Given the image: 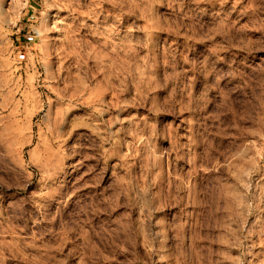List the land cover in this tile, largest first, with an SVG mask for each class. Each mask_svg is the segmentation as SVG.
Wrapping results in <instances>:
<instances>
[{"label":"clouds","instance_id":"clouds-1","mask_svg":"<svg viewBox=\"0 0 264 264\" xmlns=\"http://www.w3.org/2000/svg\"><path fill=\"white\" fill-rule=\"evenodd\" d=\"M0 40V264H264V0H0Z\"/></svg>","mask_w":264,"mask_h":264},{"label":"rangeland","instance_id":"rangeland-1","mask_svg":"<svg viewBox=\"0 0 264 264\" xmlns=\"http://www.w3.org/2000/svg\"><path fill=\"white\" fill-rule=\"evenodd\" d=\"M35 6V5H34ZM57 12H59V15L60 17H64L67 15V10L66 9H56V8H51L49 9L47 15L49 17V26H51L52 23L55 22V18H56V14ZM31 13H29L30 15ZM233 16L235 17V14H233ZM101 20L104 19V16L103 14H101V17H100ZM109 20H111V18H109ZM70 22V21H69ZM88 23H92L91 20L88 21ZM83 31V30H82ZM61 33L59 32H51V33H48V36L50 37H57V36H60ZM9 42L12 46V48H17L19 47V45L21 43H24V44H31V40L28 39L27 37V29H21L20 31V40H17V34L15 32H12L9 36ZM3 41L0 40V44H2ZM37 43H39V41H37ZM56 43L58 44L59 41H56ZM12 48H9V52L12 51ZM36 52H37V48L36 47H33L32 48V55H33V62H35V58H36ZM28 48H22L20 49V52H19V62L16 63V64H13L12 65V69H10V71L14 70L15 72V76L13 77V79L15 80H19V81H25L27 80L30 76H31V71L28 70L26 71V68H28V60H29V56H28ZM5 53L3 51L2 48H0V84H2L3 82V79H4V76H5ZM14 53H13V56L12 57H9V60H11L13 57H14ZM52 61H53V68L57 67L58 64L60 63L57 59V57H52ZM70 63V61H65L64 64H68ZM92 64V61L89 60L88 61V66H91ZM39 71L42 72V69H38ZM67 73L66 72H61V76H66ZM81 75L84 76L85 74L83 72H81ZM99 79V77L97 78ZM84 83H87V80L85 78L84 80ZM17 98H19L20 96V93L17 92ZM105 98H110L107 94L105 95ZM77 115V116H81L84 114L83 112V109L80 108V109H73L69 115ZM169 123H172L173 121L171 120V118H169ZM175 124H180V121L177 120L175 121ZM180 130L182 131L183 130V126L181 125L180 126ZM77 163L79 162L78 160L76 161ZM223 163V161L221 162ZM95 164V161L94 160H89V161H85L84 162V166L80 168V172L78 174H83L85 172H87V167L89 165H94ZM96 171H99V167L97 166L96 168ZM93 175V173H88V175H86L84 177L85 180H89L90 177ZM258 179V176L257 177H254V182L255 180ZM35 190V189H33ZM256 221V215L253 214L251 216H249L248 218V226H251L252 224H254ZM253 239H256V237L254 236ZM190 243V240L189 239H185V245L187 246L188 244ZM213 247H216L215 245H213ZM67 250V249H66ZM254 252H259L260 251V247H257L256 249L253 250ZM233 255H235V251H233ZM249 259H251V257L249 256L248 257Z\"/></svg>","mask_w":264,"mask_h":264}]
</instances>
